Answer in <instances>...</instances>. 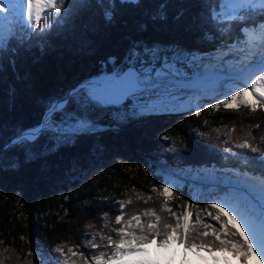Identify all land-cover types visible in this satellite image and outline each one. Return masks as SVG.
<instances>
[{"label":"trees","instance_id":"1","mask_svg":"<svg viewBox=\"0 0 264 264\" xmlns=\"http://www.w3.org/2000/svg\"><path fill=\"white\" fill-rule=\"evenodd\" d=\"M209 2L64 0L67 11L54 18L52 24L49 22L51 27L42 31L47 22L43 20L35 31L6 39L0 50L2 247L11 253L19 252L21 256L17 257L21 260H25L29 249L54 260L56 254L52 250L57 245H76L74 250L81 248L90 260L93 252L106 249L87 248V236L94 231L108 233L118 226L114 223L119 214L118 201L131 198L132 203L124 209L129 216L155 208L168 217L169 213L162 211L163 203L155 204L158 199L163 202V197L152 192L164 177L143 158L174 168L211 167L230 174L236 170L264 174L259 153L235 147L251 131L256 137L253 143L264 149L263 112L252 114L243 108L237 112L221 107L197 117L195 110L133 114L126 109L127 102L122 106L91 107L86 115L95 127L89 132L74 135L71 130L67 134L62 130L45 131L34 142L5 145L22 130L35 127L52 102L63 98L88 76L104 71L122 72L127 67L139 69V64H146L141 58L148 59L151 53L158 63L173 54L206 55L228 48L237 33L233 32L232 38L213 35L215 25L208 16ZM107 12H111V19ZM68 100V110L79 111L72 96ZM255 122L259 128L254 127ZM221 126H235L238 139L231 133L229 140L226 129L222 138L217 137L220 142L202 138L207 130ZM228 146L233 152L226 151ZM184 185L168 202L173 211H180L179 206L192 199V188L188 183ZM148 196L152 200L145 203ZM199 202L192 200L200 209L211 204ZM210 210L201 212L202 217L219 227L206 215ZM192 211L195 219L196 209ZM105 212L109 219L107 228L105 221L100 220ZM89 224L93 227L88 228ZM75 261L83 264L81 258Z\"/></svg>","mask_w":264,"mask_h":264},{"label":"snow or ice","instance_id":"2","mask_svg":"<svg viewBox=\"0 0 264 264\" xmlns=\"http://www.w3.org/2000/svg\"><path fill=\"white\" fill-rule=\"evenodd\" d=\"M63 6L64 0H0V34L3 37L0 40V50L5 47L8 37L20 32L35 31L41 27V21L45 18L50 20L53 16L61 17L62 12L67 11ZM208 8L209 19L215 25L213 35L232 38L231 34L236 32L237 36L229 46V51L241 55L237 74L234 79L227 81V90L211 95H193L190 100L192 106L188 110L194 107V115L197 117L202 112L218 111L221 107L237 112L243 108L252 114L264 111V0H210ZM106 16L111 19V12H107ZM49 27L51 24L45 22L41 30ZM155 53L159 55L158 52ZM217 53L216 63H219L222 55L219 50ZM186 56L190 62H198L197 58L203 57L192 53ZM171 57L165 56L159 67L163 69L162 78L173 71L164 69L165 60L179 69L177 62ZM220 93L222 96L218 95ZM208 96H213L215 103L205 107L200 101ZM72 99L79 111L68 110L69 100L61 98L52 102L40 125L19 134L15 143L34 142L45 131L56 133L55 130H62L67 134L71 130L74 135L89 132L94 129L95 124L86 115L88 110L91 107L110 106L102 104L88 89L72 94ZM254 127L259 128L260 125L256 124ZM216 131L219 132V129ZM235 131L233 126L225 133L229 140L232 139L231 133ZM255 139L252 132L248 131L245 138L235 143V147L259 153L261 171L264 173V149L253 143ZM261 139L264 140V137ZM226 151L231 153L233 149L227 148ZM229 177V184L224 186L227 191L223 194H210L215 202L200 209L198 203H192V199H199L197 194L179 206V213L173 211L168 203L178 185L164 179L163 183L152 188V192L163 197L162 211H167L168 217L162 216L155 208H145L142 212L129 216L124 209L132 203L131 198L120 200L117 202L119 214L114 218L115 225L119 227H112L107 234L91 232V238L85 241V246L91 250H106L93 252L89 260L84 252L74 250L78 246L61 244L52 250L56 254L54 260L41 258L38 264H69L71 257L81 258L83 264H171L169 250L174 244L183 246L180 264H191L189 253L194 254L198 264H232L233 259L238 264H249L253 257L258 264H264V174L250 175L243 172ZM138 199L143 200L144 197L139 196ZM179 199L183 200V197ZM148 200H152V196H148L145 203ZM193 209H196L195 219ZM206 209H211L206 211V215L218 222L219 227L205 222L201 212ZM103 218L104 227L107 228L108 213H103ZM87 227L93 226L89 224ZM97 236L101 242H96ZM153 244L156 246L155 256L150 250ZM34 255L29 249L25 264H33L30 257ZM0 264L3 262L0 261ZM72 264H76V261L72 260Z\"/></svg>","mask_w":264,"mask_h":264},{"label":"rangeland","instance_id":"3","mask_svg":"<svg viewBox=\"0 0 264 264\" xmlns=\"http://www.w3.org/2000/svg\"><path fill=\"white\" fill-rule=\"evenodd\" d=\"M126 1H134V0H126ZM54 18H56V16H53L52 19L50 20L47 18H45L44 20L47 21L48 23L49 22L51 23V21ZM257 22L259 23V21ZM2 39H3L2 34H0V40ZM231 44L228 45V48L217 49L211 54L200 55L203 57L202 58L198 57L197 58L198 62H190L187 57L168 56L171 57V59L174 62H177V67L179 69H176L174 65L168 64L167 60H165L164 69H173V71L169 72V75L166 78H162L161 72L163 71V69L159 68L162 64L164 57L158 63H157V59L154 57V55H152V53L148 56L149 57L148 59L141 58L142 59L141 62H146V64L144 65L139 64L138 65L139 69L135 68L138 74H136L134 78L138 81L139 86L142 85H149V86L139 91H135L136 93L130 96L129 94H127L126 96L127 98L125 99V101L117 104V106L118 105L122 106L124 102H127L126 109L133 114L134 113L166 114V113H184L189 111L188 109L192 106L190 104V100L193 95L200 93H205L209 95L219 93L225 89L227 81L235 78L237 74V65L241 54L240 53L234 54L230 52L229 46ZM218 50L222 55V60H220L219 63H216ZM147 62H149L148 65ZM133 63L134 61H132V64ZM212 71L217 74L221 73L222 76H224V78H220L218 81L216 80L217 83L211 82L212 84H209L206 87H202V88L196 86V84L204 83L207 79H202V81H199L198 83L193 85L192 84L188 85L183 83L188 80L191 81L197 80L198 77L207 76L210 73H212ZM117 73L120 74V72ZM226 90L227 89H225V91ZM79 92L80 91L76 93ZM218 95L222 96V93ZM71 96L72 95H70L69 97ZM200 103L201 105L206 107L207 104L215 103V98L213 96H208L202 99ZM110 106H115V105H110ZM110 106H101V108L110 107ZM191 110L196 111L194 107ZM262 112L264 115V111ZM254 124L256 125L257 123L255 122ZM224 129H226V133H228L231 127L221 126L219 128V132L216 131L217 129L207 130L206 132H204L202 138L204 137L205 140H211V143L220 142V140L218 141L217 137L222 138V135L225 133ZM232 135H234V139H238V132L232 133ZM227 148L230 147L228 146ZM143 159L145 162H149V164H153L156 167L157 171L159 173H162L166 181H171V182L173 180L176 181L175 183L178 185V188L173 190V194H172L173 198L175 193L177 191H180V189H182L185 186L184 185L185 183H188V186L192 188L191 189L192 197L199 194V199H192L198 203H200L199 201H206L209 203L215 202L211 199L210 194L214 195L216 192H221V194H223L224 191H227V189L224 188V186H227L229 184L230 181L229 176H232L235 173L247 172L250 175H257L247 170H242V171L236 170L234 172H231L230 174L227 173L228 170L225 171L224 169H220L219 171H214L213 168L211 167L206 169L202 168L199 170H193L188 167L174 168L170 165L164 164L162 161L155 162L152 160L153 161L152 162L147 160L146 158ZM222 189L223 191H221ZM162 203L163 202H161L160 199H158L155 204L159 206ZM176 212L179 213V210L176 209ZM100 220H102L103 222L105 221L103 218V214ZM102 233L107 234V232L104 231H102ZM87 237H88L87 239H90V235ZM96 242H101L99 236H97ZM150 250L152 254L155 256L156 246L154 244L150 246ZM78 251H81V248ZM17 253H13V252L11 253L10 249H5V247H2L0 245V261H2L3 264H25V260H21L19 257H17V256H21V254L19 252ZM171 253H174V255H171ZM182 254H183V246L174 244L172 248L169 250L171 264H174L176 262L177 257ZM51 256L53 257V253ZM41 258L50 260V258H45L43 255H41L40 252H36L33 257H30V259H33V261H35L36 264H38V260H40ZM70 259L79 260L80 258L71 257ZM188 259L191 262V264H198L196 257L194 256L193 253L188 254ZM232 264H238L237 260L233 259ZM249 264H258V261L252 263L250 260Z\"/></svg>","mask_w":264,"mask_h":264},{"label":"water","instance_id":"4","mask_svg":"<svg viewBox=\"0 0 264 264\" xmlns=\"http://www.w3.org/2000/svg\"><path fill=\"white\" fill-rule=\"evenodd\" d=\"M138 74L134 67H127L120 74L116 70L110 72H99L97 74L88 76L78 82L73 88H71L67 95L63 97L64 100H68L69 96L78 92L81 89H88L102 104L105 105H117L115 103H122L125 101V94L129 91H139L149 85H138V81L134 78ZM128 78L129 83H123V80ZM184 84L193 85L196 84L194 80H188L183 82ZM47 111V110H46ZM45 118V113L42 116L40 122L32 128H26L20 133L11 138L6 144L15 143L17 137L22 132H26L40 125Z\"/></svg>","mask_w":264,"mask_h":264},{"label":"bare ground","instance_id":"5","mask_svg":"<svg viewBox=\"0 0 264 264\" xmlns=\"http://www.w3.org/2000/svg\"><path fill=\"white\" fill-rule=\"evenodd\" d=\"M220 78H224V76H222L221 73H220V74H217V73H214V72L212 71V73H210L209 75H207V76H203V77H198V79H197V80H194V81H196V83H198L199 81H202V79H207L204 83L196 84V86L202 88V87H206V86L209 85V84H212L211 82H213V83H217L216 80L218 81ZM210 80H211V81H210ZM123 83H129V82H128V78H125V80H123ZM135 93H136L135 91H129V92H127V93L125 94V99L127 98V97H126L127 94H129V96H130V95L135 94ZM115 104H118V103H115ZM113 105H114V104H113ZM172 180H173V179H172ZM172 182L175 183L176 181L173 180ZM181 257H182V255H179V256L177 257L176 262H175L174 264H180ZM251 262H252V263L257 262L256 258L253 257V258L251 259Z\"/></svg>","mask_w":264,"mask_h":264}]
</instances>
